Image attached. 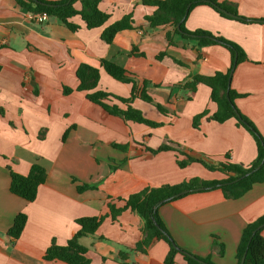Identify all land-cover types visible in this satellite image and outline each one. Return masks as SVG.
<instances>
[{"label": "crops", "instance_id": "1", "mask_svg": "<svg viewBox=\"0 0 264 264\" xmlns=\"http://www.w3.org/2000/svg\"><path fill=\"white\" fill-rule=\"evenodd\" d=\"M219 1L237 4L247 19H264V0ZM100 9L110 16L105 26L89 30L76 17L73 22L81 29L72 33L56 19L35 21L14 0H0V264H66L46 261V251L53 242L65 246L80 228L78 219L108 214L109 197L126 198L149 187L178 185L192 178H225L199 163L181 169L177 152L151 155L146 147L157 149L171 140L192 157L219 162L228 155L231 162L245 166L257 157L253 136L235 120L220 124L204 118L195 129L194 117L204 111L214 114L217 105L208 86L199 85L192 100L179 86L191 75L228 72L232 55L224 46L199 49L195 41L179 35H174L175 45L170 46L166 35L172 27L150 28L145 17L155 10L143 0H103ZM128 15L133 29L120 32L110 45L104 43L103 31ZM186 28L219 35L244 50L248 60L235 69L231 86L243 95L236 106L264 136V24L228 19L200 5L188 15ZM133 49L142 56L132 55ZM161 53L166 56L159 60ZM103 59L125 68L139 85L149 81V95L169 114L140 99L134 106L146 118L164 123L163 127L127 123L76 90L77 69L88 64L100 69L97 90L131 96L132 85L109 76L101 67ZM64 87L74 92L65 95ZM36 163L46 169L48 179L36 200L28 202L11 193L10 168L28 175ZM81 184L98 188L79 192ZM21 213L28 220L21 236L13 238L9 231ZM159 214L183 249L210 257L214 264H237L245 227L264 215V183L237 200L226 199L220 190L194 192L162 205ZM142 225L131 211L115 222L108 218L95 235L81 239L90 264H163L170 249L162 240L147 254L131 251L125 260L120 258L141 240ZM219 244L225 247L224 255L219 254ZM176 264H185L181 256Z\"/></svg>", "mask_w": 264, "mask_h": 264}, {"label": "trees", "instance_id": "2", "mask_svg": "<svg viewBox=\"0 0 264 264\" xmlns=\"http://www.w3.org/2000/svg\"><path fill=\"white\" fill-rule=\"evenodd\" d=\"M17 5L26 10L29 14H46L49 19H56L66 26L72 33H76L81 29L79 24L73 22V19L79 17L89 30L101 28L110 20V16L100 9L103 0H14ZM147 6L154 8L152 15L146 16L145 20L150 28L157 29L162 26L172 27L166 35L168 44L174 46V35H179L185 40H192L197 43V47L203 48L211 45H222L232 55V66L228 72H217L213 76L191 75L185 82L179 86L188 93V100H192L199 85H206L211 90V100L217 105V111L210 115L208 111L194 117L193 127L199 129L201 121L206 118L208 121L217 123H225L235 120L238 127L246 129L254 138L257 146V157L255 161L245 166L230 161L227 155L223 161L213 162L206 157H192L184 153L180 149V145L168 140L160 145L157 149L146 147V151L151 155L160 152L173 151L177 152V165L184 169L192 163H199L211 172H220L225 175L222 180L206 181L201 178H192L178 185H163L160 187H149L140 192L131 194L126 198L109 197L108 214L97 217H86L78 219L79 230L68 241L65 246H60L55 242L48 248L44 259L46 261H61L66 264H90L87 257L88 249L81 244V239L87 236L95 235L104 222L111 218L113 222L117 221L120 215L127 211L137 214L143 222L141 227V240L136 244L135 248L129 252L121 253L120 258L125 260L131 251L147 254L150 247L156 241H165L169 245V253L163 264H176L177 256H181L185 264H214L210 257H199L178 245L163 220L160 217L159 209L162 205L189 195L192 190L199 189L196 192H205L220 190L226 199L237 200L248 193L256 184L264 183V136L254 125V123L236 106V99L243 95L236 92L232 86V76L235 69L248 60L244 50L236 43L225 39L219 35H214L205 30L189 31L186 28V20L188 15L197 6L206 5L213 8L221 16L238 20L244 23H260L264 24V19H247L240 15L238 5L232 2L219 0H143ZM132 15H128L122 20L108 26L101 35V40L110 45L116 39V36L124 31L133 29ZM132 55L142 56L136 49L132 50ZM166 56L161 53L158 56L162 60ZM178 64L183 63L177 61ZM101 67L113 79L132 85V93L129 98H123L113 95L107 91L97 90L101 73L100 69L88 64H81L77 69V77L79 86L77 91L86 92L87 99L102 107L109 114L123 119L127 123H135L144 125L152 129H158L164 126V123L156 122L146 118L141 110L134 106L136 99H140L148 104L155 106L160 113L168 115L169 111L158 104L149 95L147 87L149 81L144 80L141 85L125 68L117 65L109 60H101ZM65 95H70L74 89L64 87ZM115 101L125 106L122 108ZM69 130L63 136V142L68 138ZM46 136L44 129L39 134V139L43 140ZM114 147L125 150V147ZM180 156H184L183 159ZM259 170L251 173L256 168ZM115 168H113L114 170ZM11 185L10 191L28 202H34L38 195L40 186L44 185L48 179L46 169L36 163L32 166L28 175H21L10 168ZM251 173V174H249ZM237 181V179L244 177ZM75 183L77 180L73 179ZM79 192L87 190H96V185L81 184L77 186ZM191 191L177 198L175 195ZM27 216L23 213L16 216L13 226L9 231V235L13 238H19L27 223ZM264 229V215L256 221L248 224L242 234V238L236 253L237 264L246 254L244 264H264V237L262 231ZM219 254L224 255L225 247L219 244ZM105 262V259H104Z\"/></svg>", "mask_w": 264, "mask_h": 264}, {"label": "water", "instance_id": "3", "mask_svg": "<svg viewBox=\"0 0 264 264\" xmlns=\"http://www.w3.org/2000/svg\"><path fill=\"white\" fill-rule=\"evenodd\" d=\"M259 169H260V167L256 168V169L253 170L251 173H253V172H255V171L259 170ZM251 173H249V174H251ZM249 174L245 175L244 177H241V178L237 179L236 182L239 181V180H241L242 178L247 177ZM196 191H199V189L192 190V192H196ZM188 192H191V191H186V192L180 193V194H178V195H175L174 197L177 198V197H179V196H181V195H183V194H186V193H188ZM245 259H246V254H245L244 257H243V259H242V261H241V264H244Z\"/></svg>", "mask_w": 264, "mask_h": 264}, {"label": "built area", "instance_id": "4", "mask_svg": "<svg viewBox=\"0 0 264 264\" xmlns=\"http://www.w3.org/2000/svg\"><path fill=\"white\" fill-rule=\"evenodd\" d=\"M32 18L35 20V21H44L46 20L48 17L47 15L44 13V14H35V15H32Z\"/></svg>", "mask_w": 264, "mask_h": 264}]
</instances>
